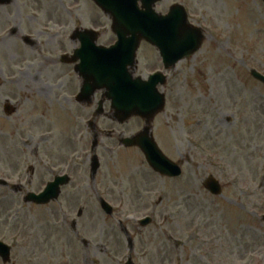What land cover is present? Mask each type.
<instances>
[{
	"label": "rangeland",
	"instance_id": "1",
	"mask_svg": "<svg viewBox=\"0 0 264 264\" xmlns=\"http://www.w3.org/2000/svg\"><path fill=\"white\" fill-rule=\"evenodd\" d=\"M32 1V22L21 4L0 6V179L22 185L16 191L0 185V240L11 247L10 261L0 258V264H124L128 247L119 221L134 239L136 264H264V84L250 74L254 68L264 75V2L157 4L156 10L164 13L172 2L183 3L189 22L205 30L200 51L178 62L174 71H164L168 80L160 89L167 92V104L155 116L152 133L183 172L179 179L163 180L149 170L140 150H117L118 137L103 133L113 129L130 136L144 121L132 117L116 123L108 100L96 117L102 92L90 104H76L56 86L63 81L75 89L76 77L67 76L70 66L47 60L56 59L44 42H64L48 34L62 21L68 23L66 30L73 26L75 3L81 5V24L91 18L107 29L99 43L116 40L109 18L88 0ZM68 7L74 10L71 16ZM41 25L46 32L41 42L24 46L20 34L36 32ZM13 27L15 35L9 34ZM137 63L135 75L142 77L162 67L157 51L146 43L137 52ZM45 70L52 71L45 75ZM5 100L18 104L17 113H3ZM94 117L102 130L96 154L103 159L102 174L112 179L102 188L109 192L101 193L114 206L113 215L102 211L88 189L77 190L87 164H78L74 182L62 188L60 200L68 205L24 202L26 192L44 188V154L53 164L65 163L70 154L83 162L81 157L91 154L87 121ZM111 160L120 164L114 167ZM208 174L221 183L218 197L201 184ZM72 194L78 199L71 201ZM85 201L77 218V204ZM144 214L152 220L136 225L134 219ZM73 219L76 234L69 227Z\"/></svg>",
	"mask_w": 264,
	"mask_h": 264
},
{
	"label": "water",
	"instance_id": "2",
	"mask_svg": "<svg viewBox=\"0 0 264 264\" xmlns=\"http://www.w3.org/2000/svg\"><path fill=\"white\" fill-rule=\"evenodd\" d=\"M113 19V31L118 36L115 46L105 49L86 46L79 72L85 79L81 97H91L95 90L107 89L106 98L111 102L114 117L123 122L131 116H139L149 123L154 115L162 109L163 97L157 92L156 84L159 75L152 76L149 81L132 79L127 67L134 65L135 53L140 40L144 39L156 46L166 66L182 57L193 54L201 45L202 34L187 25L183 10L174 6L166 16H158L152 10L156 0H142L144 11L137 8V0H94ZM92 41V37H90ZM262 82L264 77L255 75ZM92 84V88L89 84ZM125 146H138L144 153L148 163L161 174L178 176L179 168L167 160L160 152L150 136L149 127L133 137L120 140ZM49 196L44 192L38 197L29 194L26 201L37 204L47 203L58 195V185L53 184ZM203 185L212 194H221L219 183L208 176ZM105 211L109 213L108 208ZM264 219V217H263ZM0 255L3 262L9 259V249L0 243Z\"/></svg>",
	"mask_w": 264,
	"mask_h": 264
},
{
	"label": "flooded vegetation",
	"instance_id": "3",
	"mask_svg": "<svg viewBox=\"0 0 264 264\" xmlns=\"http://www.w3.org/2000/svg\"><path fill=\"white\" fill-rule=\"evenodd\" d=\"M14 1L15 0H12L11 3H13ZM48 21H50V18H48ZM78 27L79 26H77V25L73 26L74 29H76ZM12 31H14L15 34L18 33V29H13ZM65 37H66V33L64 34L63 38H65ZM44 45H45L46 48L52 49V50H48V51L50 53L54 54L53 55L54 58H52V59H56L55 61L54 60L50 61L49 60L50 58H48L47 59L48 62H52V64H56V63L62 64L60 62V58L63 55H67L68 56V58H67L68 60H72L73 59V57H74V55L76 53V49L80 47V39L78 38V35H75V33L73 31V32L69 33L68 40H66V43H65V40H64V42L63 41L62 42H56L55 44H54V42L45 41ZM63 65L70 66L71 74H67V76H75L76 77L75 80H77V82H76L75 89H71L68 86H65L63 81H60L58 86H57V87H59L58 88V92L60 91V92L69 93L70 95H74L75 92H79V90H80L81 79L74 72V65H72V64H62L61 66H63ZM45 71H46L45 72V75H46L49 71H52V70H45ZM69 79H71V78H69ZM43 92H49V91H43ZM92 131H94V133L97 135V137L100 136V134H101V132L96 127H94L92 129ZM104 132L106 134H108V136H112V134H113V131H110V130H104ZM50 160H53V159L50 158ZM56 160H58V159H56ZM87 161H88L89 168L86 171L87 173H85L83 175V178L81 177L80 181L76 183V185L78 186L77 190L80 191L82 189H88V191H90L94 195L93 198L98 201L99 198H100L98 190L99 191L103 190L102 188H103L105 182L106 181L112 182V179H109L110 176L105 177L104 175L99 174V171H97L96 173H92V170H90L89 159ZM57 165H64V163L63 164L58 163ZM75 170L76 169H74L73 172H75ZM71 171H72V169H71ZM44 176H45L44 177V187H45L54 178L55 175H52L51 177H49V174L47 172V166H44ZM72 177H73V175H72ZM70 182H71V180H70ZM113 182H115V181L113 180ZM106 191L109 192V189L107 188ZM71 199H72L71 201H73L74 199H78V194L77 195L74 194V196L72 194Z\"/></svg>",
	"mask_w": 264,
	"mask_h": 264
}]
</instances>
